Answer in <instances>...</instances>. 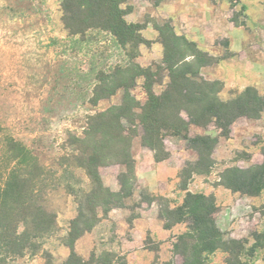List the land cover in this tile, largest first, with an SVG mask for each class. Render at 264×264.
I'll return each mask as SVG.
<instances>
[{"label": "rangeland", "instance_id": "obj_1", "mask_svg": "<svg viewBox=\"0 0 264 264\" xmlns=\"http://www.w3.org/2000/svg\"><path fill=\"white\" fill-rule=\"evenodd\" d=\"M60 1L0 0V147L9 136L32 151L45 171L44 197L56 216L54 232L37 240L36 250L10 258L6 264H62L68 257L67 235L70 222L77 215V205L66 185L83 189L89 186L82 170L62 165L72 153L69 137L82 136L88 115L119 104L120 91L96 106L89 103V98L100 72L125 66L130 59L129 49H121L107 33L89 31L84 37L69 36L61 23ZM153 1H142L136 11L131 4L135 1L126 0L122 5L131 7L125 17L128 22L144 26V39L147 29L157 33L155 25L170 23L152 16L156 7ZM166 1L169 0H161L158 5ZM193 1L198 6L206 2L216 5L217 19L228 21L240 31L232 44L235 52L229 50L228 38L208 42L209 50L195 42L217 59L200 70L201 76L221 82L219 97L223 101L233 99L246 87H253L264 96V81L250 76L257 72L255 60L264 64V0ZM157 37L149 40V45L137 47L133 62L147 67L161 61L163 48ZM232 71L245 79L233 77ZM141 85L142 80L138 79L131 94L142 104L146 96ZM160 89L154 87L156 93ZM219 133L213 124L190 127L191 137L209 135L217 137L218 142L211 168L182 178V169L197 159L184 141L166 137L167 157L155 162L153 152L135 138L131 153L139 180L133 196L125 201V207L113 208L104 216L97 211V224L74 242L76 255L84 261L93 259L96 264H183L182 258L172 252V243L185 231L184 224L166 232L157 213L161 204L172 208L181 203L185 182L188 191L213 197L217 206L214 218L224 238L243 242V252L236 259L230 258V262L264 264V191L247 196L221 184L225 169H246L263 162L264 111L255 119H236L227 138ZM122 171L119 165L100 167L103 185L113 191L118 189L117 176ZM146 196L155 201L146 202ZM227 260L228 254L216 251L205 264H226Z\"/></svg>", "mask_w": 264, "mask_h": 264}, {"label": "trees", "instance_id": "obj_2", "mask_svg": "<svg viewBox=\"0 0 264 264\" xmlns=\"http://www.w3.org/2000/svg\"><path fill=\"white\" fill-rule=\"evenodd\" d=\"M160 1L154 0V6ZM125 2L60 1L61 23L69 36L84 37L89 31L107 33L121 49H129L131 53L125 66L99 73L89 98V103L96 106L120 91L119 104L88 115L82 136L69 137L72 153L62 165L82 170L89 186L83 189L66 185L67 192L75 197L77 215L70 222L69 255L62 264H96L93 259L79 258L73 245L97 224L98 210L104 216L113 208L125 207V201L133 196L137 176L131 147L135 138L153 152L155 162L167 157L166 137L184 141L197 156L179 174V178L188 177L211 168L218 142L217 137L209 135L191 137V126L206 128L213 124L227 138L236 119H255L264 111V96L253 87H246L233 99L223 101L219 97L223 89L221 82L205 80L200 74L202 68L217 59L194 41L176 34L168 22L154 26L157 41L163 48L161 61L147 67L133 62L137 47L149 45L150 41L141 35L142 24L125 19L131 12L128 5L122 7ZM138 79L142 80L146 96L142 104L131 94ZM155 86L161 88L158 93L154 91ZM109 165L123 168L117 176L118 191H111L102 183L99 169ZM44 178L45 171L32 151L6 136L0 147V264L36 250V241L54 232L56 216L44 197ZM221 184L232 192L259 195L264 191V160L246 169H225ZM181 190L185 193L179 205L169 208L161 204L157 213L164 230L180 224L185 226V231L175 237L172 252L182 258L183 264H205L210 255L221 251L229 255L225 263L232 264L230 258L236 259L243 252V242L224 238L214 218L217 206L213 197L188 191L185 182ZM143 200L155 201L149 196Z\"/></svg>", "mask_w": 264, "mask_h": 264}, {"label": "crops", "instance_id": "obj_3", "mask_svg": "<svg viewBox=\"0 0 264 264\" xmlns=\"http://www.w3.org/2000/svg\"><path fill=\"white\" fill-rule=\"evenodd\" d=\"M132 1H135L131 4L133 6V10L136 11V9L140 6V3L144 0ZM216 11L217 6L207 2L202 4V6H198L193 0H169L153 8L152 16H160L169 20L176 34L184 35L187 39L198 43L199 46L205 48L206 50H209V46L207 45L208 42H213L219 38H228L230 42L229 50L231 52H235L234 49H232V44L234 43L235 38L240 34L239 28L234 27L228 21L219 18L218 20V14ZM156 34L157 33L154 30L149 31V29L145 32L146 39L148 40L156 38ZM253 66L257 72L251 74V78L257 81H264V64L257 59L255 60ZM231 75L235 78L242 77L245 79V76L240 75L238 72H233ZM137 168L138 164L136 165V169ZM138 180L139 177H137V182ZM118 189H114V191H118ZM150 191L155 192L152 189ZM162 230L164 229L162 228ZM165 231L167 232L169 230ZM163 237H165V235L159 237L158 239Z\"/></svg>", "mask_w": 264, "mask_h": 264}]
</instances>
